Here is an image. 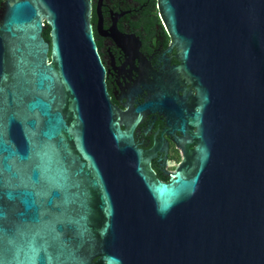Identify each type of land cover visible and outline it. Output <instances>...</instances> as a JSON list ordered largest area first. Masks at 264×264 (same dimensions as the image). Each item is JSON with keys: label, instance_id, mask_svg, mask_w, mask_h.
Returning <instances> with one entry per match:
<instances>
[{"label": "water", "instance_id": "95a60500", "mask_svg": "<svg viewBox=\"0 0 264 264\" xmlns=\"http://www.w3.org/2000/svg\"><path fill=\"white\" fill-rule=\"evenodd\" d=\"M158 7L225 101L168 184L118 125L90 1L4 0L0 264H264V0Z\"/></svg>", "mask_w": 264, "mask_h": 264}, {"label": "flooded vegetation", "instance_id": "af4514ba", "mask_svg": "<svg viewBox=\"0 0 264 264\" xmlns=\"http://www.w3.org/2000/svg\"><path fill=\"white\" fill-rule=\"evenodd\" d=\"M89 1L92 39L118 125L147 153L156 179L168 184L184 164L193 166L198 128L205 137L210 122L223 117L221 83L213 88L191 64L187 74L176 68L180 51L158 0ZM3 10L0 0V17Z\"/></svg>", "mask_w": 264, "mask_h": 264}, {"label": "trees", "instance_id": "16d2710c", "mask_svg": "<svg viewBox=\"0 0 264 264\" xmlns=\"http://www.w3.org/2000/svg\"><path fill=\"white\" fill-rule=\"evenodd\" d=\"M43 36H44L46 41H49V37H48V32L47 31L43 33Z\"/></svg>", "mask_w": 264, "mask_h": 264}]
</instances>
